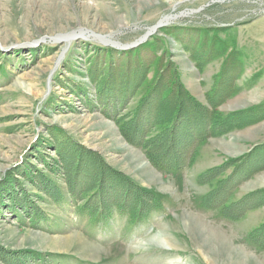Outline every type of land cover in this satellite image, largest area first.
Listing matches in <instances>:
<instances>
[{
    "label": "rangeland",
    "instance_id": "obj_1",
    "mask_svg": "<svg viewBox=\"0 0 264 264\" xmlns=\"http://www.w3.org/2000/svg\"><path fill=\"white\" fill-rule=\"evenodd\" d=\"M151 37L164 43L163 64L175 68L177 90L193 103L206 106L214 78L217 87L233 82L230 99L216 107L219 115L264 105V0H0V264H264V248L254 243L261 237L264 244V119L207 137L191 166L162 173L109 114L98 82L111 76L105 65L113 55L102 48L134 49ZM182 46L196 50L197 67L211 61L203 75ZM147 87L127 100L122 115ZM48 128L66 131L114 174L150 192L138 221L112 212L93 226L75 212L65 185L51 198L40 188L42 174L59 182L46 165L55 156L43 146ZM178 129L172 150L182 155L205 135ZM146 130L147 138L158 137L152 125ZM169 139L152 143L151 153L158 157ZM248 154L246 167L234 163ZM111 198L117 197H101ZM68 236L83 245H62Z\"/></svg>",
    "mask_w": 264,
    "mask_h": 264
},
{
    "label": "trees",
    "instance_id": "obj_2",
    "mask_svg": "<svg viewBox=\"0 0 264 264\" xmlns=\"http://www.w3.org/2000/svg\"><path fill=\"white\" fill-rule=\"evenodd\" d=\"M205 41L206 38L203 37L198 42V47L204 45ZM163 47L164 43L161 39L151 37L145 43L128 51L102 48V50L110 52V57L112 52L113 59L112 63L105 65V71L111 76L108 75L107 78L104 77L103 80H99L98 91L106 98L105 105L110 109L109 114L112 113V116H117L115 119L117 123L120 122L118 127L126 137L127 140H125L141 147L146 158L160 172L171 171L175 173L177 169L178 171L182 170V168L189 167L194 163V148L196 145L199 146L201 141L207 137H222L233 132V130L236 131L263 120L264 105L250 109V112L221 116L215 112L216 107L220 105V102L216 101L220 93L209 95L206 106L193 103L188 95L178 91L180 79L175 73V68L169 62L163 64L162 56H167V51L162 50ZM185 50L194 52L188 47ZM91 71V75L96 76L95 71L98 69H91ZM118 72L124 74L121 76L122 79L116 75ZM114 80L118 84V90ZM145 83L148 84L146 93L137 98L136 105L127 114L122 115L124 108L127 107L125 105H128L125 104L127 100H134ZM113 88L116 92H112ZM116 93L117 96H115ZM180 99H184L185 111L181 110L182 100ZM191 111H195L196 115H190ZM185 112H187V116H185ZM193 118L196 119L195 124L189 121ZM151 125L158 130V137H154V140L147 138L145 133L147 132L146 128ZM179 127L182 130L184 128L195 129L205 134L193 148L194 141L189 142L187 146L189 154L186 152L182 155L180 152L172 150V147L176 146L174 144L176 140L172 133H175ZM47 133L49 138L42 140L43 146L53 150L55 156H48L49 161L46 162V165H48L49 175L51 174L54 178L59 175L58 183L45 174L40 175V179L37 178L40 188L48 196L54 192L61 194L59 185H65L67 191L64 192L69 196L71 205L76 204L74 206L75 212H81L82 216L85 215L93 226L102 224L105 217L112 212H116L115 214L122 217L126 216V219L138 221L142 210L150 199V192L147 189L136 185L129 178L114 174L95 154L81 150V146L76 145L74 139L66 131L48 128ZM167 133L170 135V139L165 136ZM164 137L169 139L166 149L163 151L162 147L161 153L158 151L159 156L157 157L156 154L154 156L149 146L154 142L164 141ZM171 138L173 142L170 147ZM37 140L29 149L36 145ZM45 155L47 156V154ZM249 155L251 154L237 159L234 163L240 162L243 167H246V163L250 160ZM27 157L15 166H22ZM21 176L30 177L28 174H21ZM32 177L29 179L32 180ZM107 194L117 198L102 201L101 197ZM263 199L260 198L261 203L264 202ZM33 216L40 218L38 212L34 213ZM141 217L143 216L141 215ZM133 221L132 223H134ZM260 229L262 230L258 228L260 233L264 232L263 227Z\"/></svg>",
    "mask_w": 264,
    "mask_h": 264
},
{
    "label": "bare ground",
    "instance_id": "obj_3",
    "mask_svg": "<svg viewBox=\"0 0 264 264\" xmlns=\"http://www.w3.org/2000/svg\"><path fill=\"white\" fill-rule=\"evenodd\" d=\"M168 20V19H167ZM170 20V19H169ZM164 23V22H163ZM162 23V24H163ZM158 27H160V25H158ZM157 26L155 27V28H158ZM155 28L154 29H152L151 31H150V33L148 34V35H150L153 31H155ZM72 38L74 37V36H71ZM68 38H63V40H57V41H55V42H57V43H63V42H65L66 40H67ZM106 42V44H112L113 42H110V41H105ZM128 47H126V48H123V49H127ZM137 161H138V159H137ZM138 168L139 169H141V170H143L144 169V166L143 165H138ZM146 168V167H145ZM82 239H80L78 236H68L67 238H63L62 240H59L60 241V243L62 244V245H69V243H73V242H75V243H77V244H79V245H83V243H82V241H81ZM91 248V247H90ZM170 248V247H169ZM91 251H93L92 249H91Z\"/></svg>",
    "mask_w": 264,
    "mask_h": 264
},
{
    "label": "water",
    "instance_id": "obj_4",
    "mask_svg": "<svg viewBox=\"0 0 264 264\" xmlns=\"http://www.w3.org/2000/svg\"><path fill=\"white\" fill-rule=\"evenodd\" d=\"M152 34H153V33H152ZM152 34H150V35H152ZM150 35H149V36H150ZM140 42H141V41H140ZM138 44H139V43H138ZM138 44H137V45H138ZM108 46H109V45H108ZM128 48H129V47H128ZM128 48H127V49H128ZM131 48H132V47H131ZM120 49H123V48H120ZM123 50H124V49H123Z\"/></svg>",
    "mask_w": 264,
    "mask_h": 264
}]
</instances>
